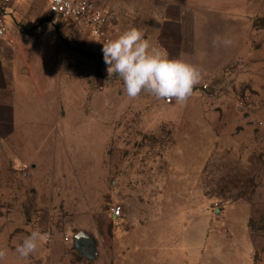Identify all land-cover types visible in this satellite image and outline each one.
I'll return each instance as SVG.
<instances>
[{
	"label": "rangeland",
	"instance_id": "1",
	"mask_svg": "<svg viewBox=\"0 0 264 264\" xmlns=\"http://www.w3.org/2000/svg\"><path fill=\"white\" fill-rule=\"evenodd\" d=\"M191 2L197 43L181 58L202 78L183 104L129 98L103 42L74 20L17 21L15 57L37 76L14 85L12 133L0 117V264H131L143 252L153 264H264V0ZM217 35L232 46L214 48ZM41 210L51 240L22 257ZM80 231L96 249L75 247Z\"/></svg>",
	"mask_w": 264,
	"mask_h": 264
},
{
	"label": "crops",
	"instance_id": "2",
	"mask_svg": "<svg viewBox=\"0 0 264 264\" xmlns=\"http://www.w3.org/2000/svg\"><path fill=\"white\" fill-rule=\"evenodd\" d=\"M94 1L102 5L112 19V23L109 26L111 38L115 37L117 34L129 28L130 26H135L144 33L145 38L149 40V42L153 46H156L165 51L170 58H181L183 54L192 52L195 44L197 43V15L194 7L191 5V0ZM44 3L45 1L43 2V4ZM39 4L40 1L38 0H24L22 2L13 4L4 12L6 22L7 18H10L12 22L10 27L7 24L9 27L11 39L10 42L7 44H3L2 42H0V117L9 116L11 118V133L14 131L16 114V104L14 103V85L18 81L33 78L35 79L37 76L35 73L37 71L35 69V62H31L27 59H23V61L17 62V58L15 57V51L13 49L14 45H17L15 42L19 37L25 36L20 31V28L17 25V21H20L21 18L25 16V13L26 16H31L28 17L30 23H33L34 21H36V19L44 16H55L50 13L46 3L45 6L47 7V9H45V7L43 8V10L39 7ZM74 22L79 23L89 32V28L85 22L76 20H74ZM7 36L4 38H0L5 39L7 38ZM25 39V42H27L30 38L26 37ZM28 44L31 45V43ZM66 67H69L68 64H66ZM75 69L78 72L77 66L75 67ZM76 77L80 78L81 80V76L78 77V74H76ZM37 84H39V82H37ZM61 177L64 179V181H66V178H64L63 176ZM54 180L57 181V178H55ZM160 182H162V180L159 181V184L157 185V194H162L164 190L163 182L161 185ZM38 186H44L43 188H45L46 185L44 183H39L37 185V189ZM42 196H45V192H43ZM159 207L164 206L160 205ZM47 212L49 211L41 210L39 212L40 215L38 217V220L33 222V225H31L33 231H40L42 233L43 231L50 230L52 224L50 221L46 220V216L44 215ZM71 234H73V232L67 233V235L69 236H71ZM71 238L73 237L71 236ZM63 241H65V239H63ZM61 243L62 242H58L56 243V245H54L53 251H51L53 255L55 254V246L58 247V245H62ZM94 247V249L97 248L96 244L94 245ZM153 258L158 260L156 256H154ZM153 258H150V254L143 252L133 255V261L131 262V264H149V260L151 261L150 264H153V260H155ZM173 261L174 259H170L166 262L169 264H174ZM200 262V260L195 259L193 261L188 260L185 262V264H200Z\"/></svg>",
	"mask_w": 264,
	"mask_h": 264
},
{
	"label": "clouds",
	"instance_id": "3",
	"mask_svg": "<svg viewBox=\"0 0 264 264\" xmlns=\"http://www.w3.org/2000/svg\"><path fill=\"white\" fill-rule=\"evenodd\" d=\"M102 42L109 76L115 74L123 80L124 91L131 99L147 92L158 99L183 104L201 81L202 70L199 66L183 58H170L165 51L153 46L135 26ZM212 44L214 48H229L233 41L217 35ZM47 239L46 234L31 231L16 247V251L22 257H28L35 254L39 245ZM5 256L6 250L0 249V260Z\"/></svg>",
	"mask_w": 264,
	"mask_h": 264
},
{
	"label": "built area",
	"instance_id": "4",
	"mask_svg": "<svg viewBox=\"0 0 264 264\" xmlns=\"http://www.w3.org/2000/svg\"><path fill=\"white\" fill-rule=\"evenodd\" d=\"M24 0H0V37L4 38L9 34V27L6 23L4 12L17 2ZM51 14L63 20L83 21L89 28L90 34L105 41L111 38L109 26L112 23L110 15L105 8L94 0H44ZM207 87V85L205 86ZM167 103H172L167 101ZM26 174V173H25ZM112 217L119 219L123 215L122 206L111 208ZM71 236L66 235L65 241L70 242ZM51 240L50 238L48 239Z\"/></svg>",
	"mask_w": 264,
	"mask_h": 264
},
{
	"label": "water",
	"instance_id": "5",
	"mask_svg": "<svg viewBox=\"0 0 264 264\" xmlns=\"http://www.w3.org/2000/svg\"><path fill=\"white\" fill-rule=\"evenodd\" d=\"M74 242L77 248L94 247L93 238L84 231L78 232L74 236Z\"/></svg>",
	"mask_w": 264,
	"mask_h": 264
},
{
	"label": "trees",
	"instance_id": "6",
	"mask_svg": "<svg viewBox=\"0 0 264 264\" xmlns=\"http://www.w3.org/2000/svg\"><path fill=\"white\" fill-rule=\"evenodd\" d=\"M87 53V52H86ZM89 56L93 57L96 59V66H97V71L100 73L101 72V62H100V55L99 54H96V53H93V52H89L87 53ZM76 247V246H75Z\"/></svg>",
	"mask_w": 264,
	"mask_h": 264
},
{
	"label": "flooded vegetation",
	"instance_id": "7",
	"mask_svg": "<svg viewBox=\"0 0 264 264\" xmlns=\"http://www.w3.org/2000/svg\"><path fill=\"white\" fill-rule=\"evenodd\" d=\"M86 248H91V249H94L95 247H86Z\"/></svg>",
	"mask_w": 264,
	"mask_h": 264
}]
</instances>
